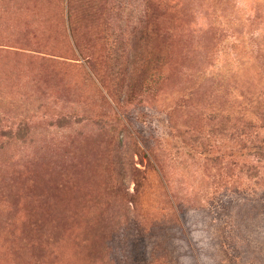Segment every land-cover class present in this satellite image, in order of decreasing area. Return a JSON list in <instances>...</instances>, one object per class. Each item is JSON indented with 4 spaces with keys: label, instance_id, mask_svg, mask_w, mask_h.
I'll return each mask as SVG.
<instances>
[{
    "label": "rangeland",
    "instance_id": "374dc122",
    "mask_svg": "<svg viewBox=\"0 0 264 264\" xmlns=\"http://www.w3.org/2000/svg\"><path fill=\"white\" fill-rule=\"evenodd\" d=\"M0 264H264V0H0Z\"/></svg>",
    "mask_w": 264,
    "mask_h": 264
},
{
    "label": "trees",
    "instance_id": "16d2710c",
    "mask_svg": "<svg viewBox=\"0 0 264 264\" xmlns=\"http://www.w3.org/2000/svg\"><path fill=\"white\" fill-rule=\"evenodd\" d=\"M142 39H143V36L139 38V41H140V42L143 41Z\"/></svg>",
    "mask_w": 264,
    "mask_h": 264
}]
</instances>
